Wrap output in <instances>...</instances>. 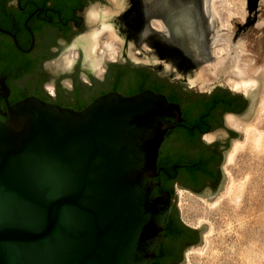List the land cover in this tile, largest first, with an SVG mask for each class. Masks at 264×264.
Here are the masks:
<instances>
[{
  "label": "water",
  "instance_id": "obj_1",
  "mask_svg": "<svg viewBox=\"0 0 264 264\" xmlns=\"http://www.w3.org/2000/svg\"><path fill=\"white\" fill-rule=\"evenodd\" d=\"M174 1L161 0V13L169 9L166 4H175L176 42L161 38L165 55L146 61L193 95L230 89L223 75L244 31L256 20L258 0H248L247 22L224 36L217 35L211 0ZM203 8L210 22L209 48L206 32L191 25L194 19L185 12L198 16ZM131 41L125 42L126 50ZM220 45L225 54L217 57ZM263 77L243 94L248 105L234 115L241 123L253 115ZM1 114L7 113L0 108ZM8 115L0 117V264H149L157 256L172 204L169 191L156 192L160 147L174 127L170 119H183L180 105L146 89L129 96L111 92L80 111L30 97L8 103ZM228 116L225 124L235 136L224 161L233 141L243 138ZM213 134L225 140L230 133L221 128ZM225 181L223 173L214 196L198 195L211 202ZM178 198L177 193L176 206ZM206 229L203 224L201 234Z\"/></svg>",
  "mask_w": 264,
  "mask_h": 264
},
{
  "label": "flooded vegetation",
  "instance_id": "obj_2",
  "mask_svg": "<svg viewBox=\"0 0 264 264\" xmlns=\"http://www.w3.org/2000/svg\"><path fill=\"white\" fill-rule=\"evenodd\" d=\"M113 2L0 0V108L7 113L0 117L2 120L8 118V103L15 104L30 97L80 111L96 98L111 92L126 96L142 92L137 90L145 75L154 84L163 82L167 93L162 94L166 96L173 89L177 90L181 95V103H178L181 110L182 106H190L198 112L201 107H207L209 112L203 115V122L186 129V138L181 137V130L189 124L183 119L171 118L174 127L165 134L159 153V158L166 153L183 158L185 164L175 165L170 171L176 173L177 178L170 187L172 204L167 222L170 218L171 221L169 227L166 222L163 229L159 247L163 255L158 264H184L188 251L199 243L201 231L182 221L175 203L176 186L203 196H214L218 192L225 154L231 136H235V132L226 126L225 117L242 114L249 99L230 89L193 95L170 78L163 77L146 61L165 55L161 38L173 44L176 42L173 29L177 21L175 4H166L169 9L161 13V0H128L124 9L116 6L117 11L103 13L104 7ZM89 7L100 9L89 12ZM185 12L194 19L191 25L197 23L195 28L206 32L209 48L211 29L204 8L198 16L188 10ZM161 17L163 19L159 20ZM107 19L113 20L117 32V38L110 46L102 41L110 31L102 24ZM158 21L162 27L157 26ZM96 25L99 30L93 33L95 37L92 36L96 42L91 43L87 54L81 39L87 35L88 28ZM130 39L131 50L125 51L122 43H128ZM145 43L152 48L146 49ZM167 55L171 59L172 54ZM146 89L152 87L143 90ZM221 128H227L230 133L225 140L206 141V135ZM163 171L167 170L158 169L154 178L158 183L156 192L161 190L158 194L169 191L162 189V182L157 179Z\"/></svg>",
  "mask_w": 264,
  "mask_h": 264
},
{
  "label": "rangeland",
  "instance_id": "obj_3",
  "mask_svg": "<svg viewBox=\"0 0 264 264\" xmlns=\"http://www.w3.org/2000/svg\"><path fill=\"white\" fill-rule=\"evenodd\" d=\"M211 4L219 36L235 32L237 24L246 23L250 15L248 0H211ZM115 5L107 4L102 12L117 11ZM94 9L89 7V12ZM256 11V20L246 28L234 53L242 58L243 66L250 61L248 74L257 80L253 89L259 85L258 77L264 75V0H258ZM157 26L162 27L161 22ZM98 30L97 25L92 26L86 34ZM109 32L102 37L106 45L115 40L111 38H117V33L113 36ZM144 46L150 47L146 43ZM223 50V45L216 46V56L225 54ZM227 120L235 130L243 132V138L233 141L223 163L224 187L210 202L176 186L177 209L182 221L193 228L207 226L200 244L186 254L184 264H264V88L249 122L241 123L234 115H229ZM205 139L213 141L215 134H208Z\"/></svg>",
  "mask_w": 264,
  "mask_h": 264
},
{
  "label": "trees",
  "instance_id": "obj_4",
  "mask_svg": "<svg viewBox=\"0 0 264 264\" xmlns=\"http://www.w3.org/2000/svg\"><path fill=\"white\" fill-rule=\"evenodd\" d=\"M139 90L137 91H143V89L145 87H152V90H154L155 92H159V93H167L166 89V85L163 82H159V83H153L152 81H148L147 75L144 76L143 80L139 81ZM167 98L170 101L173 102H177V103H181V95L177 92V90L173 89L172 91H170L167 94ZM207 107H201V109L198 112H195V108L190 107V106H182V117H183V121L186 122V124H189L187 126H184L185 129L183 128L182 131V138H186L188 135L186 134V132L188 133V131L186 129H190V126L192 125H196L197 123L199 124L200 122H203V115L207 112H209V110L207 111ZM185 164V161L183 158L180 157H174L169 153H166L165 155H161L160 158H158V169H161L163 167V169L165 168V170L167 171H163L159 177H157V179H160L162 182V189H168L172 195V190H171V185L174 182V180L177 178V175H175L176 173L170 172L172 168H174L175 165H183ZM158 193H160L161 190H157ZM171 218L169 219V221L167 222V226L169 227ZM167 228V227H166ZM165 229V228H164ZM166 232L164 231V236H166ZM162 250H158L157 252V256L150 261L149 264H158V259L162 258Z\"/></svg>",
  "mask_w": 264,
  "mask_h": 264
},
{
  "label": "bare ground",
  "instance_id": "obj_5",
  "mask_svg": "<svg viewBox=\"0 0 264 264\" xmlns=\"http://www.w3.org/2000/svg\"><path fill=\"white\" fill-rule=\"evenodd\" d=\"M114 1H115V4L117 5V7H119V9H120V7L123 6L124 0H114ZM102 24L105 28H108L110 30L109 34L114 36V34L117 33L115 30V23L113 22V20L112 21L111 20L108 21V19H107V21L103 20ZM94 35L95 34H91V35L88 34L85 37H83V39H81V41L84 42V47H85L87 54H88L89 48L92 47L91 45L94 42H96V40H95L96 38L95 39L92 38V36H94ZM111 39H116V38H111ZM122 45L126 51L125 42L122 43ZM223 51H225V50H223ZM241 61H242V58L239 55L234 54L233 64L226 70V72L223 75V79L225 81V84H228L234 90L242 91L245 94H249V93H251L253 88L256 86L257 80L248 74V71L251 70L250 69V63H249L250 61L248 60L249 62L245 63L246 66H248V67L243 66Z\"/></svg>",
  "mask_w": 264,
  "mask_h": 264
}]
</instances>
